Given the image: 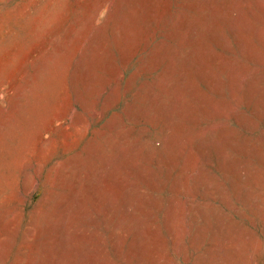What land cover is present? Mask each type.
Instances as JSON below:
<instances>
[{
	"label": "rangeland",
	"instance_id": "obj_1",
	"mask_svg": "<svg viewBox=\"0 0 264 264\" xmlns=\"http://www.w3.org/2000/svg\"><path fill=\"white\" fill-rule=\"evenodd\" d=\"M0 264H264V0H0Z\"/></svg>",
	"mask_w": 264,
	"mask_h": 264
},
{
	"label": "bare ground",
	"instance_id": "obj_2",
	"mask_svg": "<svg viewBox=\"0 0 264 264\" xmlns=\"http://www.w3.org/2000/svg\"><path fill=\"white\" fill-rule=\"evenodd\" d=\"M247 171V170H246ZM250 174V173H249Z\"/></svg>",
	"mask_w": 264,
	"mask_h": 264
}]
</instances>
